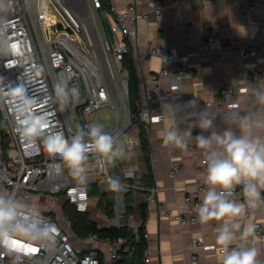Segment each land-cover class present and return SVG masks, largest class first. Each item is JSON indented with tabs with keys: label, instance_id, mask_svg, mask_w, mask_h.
<instances>
[{
	"label": "built area",
	"instance_id": "obj_1",
	"mask_svg": "<svg viewBox=\"0 0 264 264\" xmlns=\"http://www.w3.org/2000/svg\"><path fill=\"white\" fill-rule=\"evenodd\" d=\"M239 3L241 12L250 20L257 21V9L264 5V0H239ZM4 4L9 6L8 0H4ZM168 8L167 0H154L145 10L135 1L125 10H120L115 0H12L11 9L6 14L0 13V17L7 21L0 38V194L12 196L33 215L37 213L44 222L57 228L53 247L40 248L19 260L0 249V264H13L14 261L16 264H115L124 257L134 256L135 246L126 236L99 238L90 234L73 238V223L64 206L69 203L78 212H89L92 197L89 188L67 174L63 162L59 157L50 156L42 142L30 145L21 140L16 131L15 108L10 95L13 88L24 84L28 95L36 99L38 111L48 117L52 129L62 131L69 141L77 128L84 127L87 131L86 126L90 124L103 125L104 131L118 138V143L128 139L138 126L130 102V72L124 59L131 50V43L138 37L139 24L151 17L164 19ZM260 25L264 35V23ZM187 28L190 29L191 25ZM220 44V35L209 33L195 52L185 56L175 47L148 46V54L159 57L164 64H181L174 73L179 82L173 84L171 90H164L159 85L161 77L172 73L165 67L152 73L151 79L158 85L137 101L138 117L146 122L147 128L165 118L163 113L156 114L150 106L154 101L168 98L176 102L175 107L180 114L187 112L189 108L183 105L190 99L182 92L180 80L184 75L193 74L195 69L186 61L190 57L201 56L207 48L218 51ZM260 53L264 54V40L260 43L253 41L243 49V59L253 64L247 83L219 87L215 97L206 101L210 118L226 116L232 120L237 115L252 117L250 107L241 103L239 95L263 94L250 85L252 80L262 76L258 66ZM56 83H66L69 89H79V99L71 102L64 111L59 110L56 101ZM101 112L110 116L100 118ZM89 159L103 161L95 154H90ZM200 164L206 167L203 150L200 152ZM181 166L179 160L174 162L173 177ZM137 170L132 167L126 175L134 178ZM122 185L124 189L129 187L128 184ZM207 189L205 183L197 184L179 203L176 210L181 225L199 222L198 208ZM159 190L153 185L146 193V200L153 201ZM36 197L46 198L52 206L31 203ZM226 198L243 202L242 188L237 187ZM122 203L125 204L124 199ZM256 209L264 212V206ZM254 211L249 209L245 216ZM124 212V206L117 203V215L112 225L121 224ZM162 212L167 216L173 215V210L165 207ZM254 224L256 233L249 243L256 247L264 246V217L257 218ZM193 246L215 248L200 239H195ZM219 250L222 253L221 247ZM143 259L145 263L151 261L147 249ZM192 261L198 263L197 255H193Z\"/></svg>",
	"mask_w": 264,
	"mask_h": 264
},
{
	"label": "crops",
	"instance_id": "obj_2",
	"mask_svg": "<svg viewBox=\"0 0 264 264\" xmlns=\"http://www.w3.org/2000/svg\"><path fill=\"white\" fill-rule=\"evenodd\" d=\"M134 1L141 9L145 10L154 0H115V3L120 10H125ZM167 1L169 8L165 18L151 17L142 21L138 27V37L131 43L130 52L135 60L141 98H144L146 91L154 89L158 85L151 79L152 73L165 67L172 73L161 77L160 87L164 90H171L173 84L179 82L174 73L181 63L164 64L159 57H152L148 54L149 45L161 44L175 47L181 55L185 56L195 52L209 33L219 34L221 44L218 51L207 48L201 56H193L186 61L187 65L195 69V72L182 77L180 80L181 90L188 99L198 101L197 108H189L186 113L180 114L176 110V102L168 98H162L150 104L156 114L163 113L165 117L162 121L153 122L148 128L154 174L153 185L158 186L160 190L153 201L146 200V193L151 187L147 186L145 182L146 166L143 161L139 128L134 132V135L117 144V147L123 148L124 155L112 162H107V166L103 161L98 162V159H89L85 165L87 168L86 178L79 183L87 184V186L89 183L100 185L103 180L107 182L105 172L110 174V171L119 178L121 185H126L124 178L128 181L136 179L137 185H128L129 187H127L128 190L133 191L134 199L129 204L130 209L134 208V214L130 216L127 214V216L129 217L128 224L134 229L139 228L142 223L139 206L144 201L148 202L147 253L151 257V261L145 263L143 259V264H194L193 255L198 257L197 264H221L222 253L219 250L221 246L217 244L216 237L219 230L225 225V221L181 225L176 208L190 190L197 184L204 183L206 167L200 164L201 149L195 142V136L197 134L207 136L210 131L222 134L226 128H232L238 134L236 125L226 116L213 117V127L208 131L201 132L198 127L193 125L199 118V112L206 109V101L215 97L219 87L225 84L247 83L248 72L253 64L243 59L242 52L253 41L260 43L264 40L260 28V24L264 23V5H260L257 9V21H252L241 12L239 0H207V4H205V0ZM108 25H110L109 21ZM188 25H191L190 29L187 28ZM258 66L262 76L252 80L250 85L258 88L264 94L263 53L258 56ZM259 96L256 93L239 95L241 103L250 107L254 119L264 116V104L260 103ZM174 123L177 126L175 130L188 144L187 150L177 149L172 145L166 146L163 143L164 130L172 127ZM188 131L191 132V136L185 135ZM217 151L222 152V149ZM177 160L182 166L178 174L173 177L171 170ZM130 167L138 169L135 177L126 175L123 178L122 173H125ZM65 171L70 175L66 168ZM99 185L97 187L100 189ZM262 191L263 189H261V194ZM100 192H102L101 189ZM163 207L173 210V215H165L162 212ZM124 209V217H126L128 209L126 204ZM263 217L264 212L255 209L250 216L228 220L227 223L230 228L233 223H239L240 231H242L244 226L254 224L257 218ZM105 226H109V224ZM233 231L236 236L233 246L250 245L249 240L241 241L239 239L240 231L235 229ZM195 239H200L207 245H214L215 248H195L193 246ZM257 248L260 250L258 264H264V246L258 245Z\"/></svg>",
	"mask_w": 264,
	"mask_h": 264
},
{
	"label": "clouds",
	"instance_id": "obj_3",
	"mask_svg": "<svg viewBox=\"0 0 264 264\" xmlns=\"http://www.w3.org/2000/svg\"><path fill=\"white\" fill-rule=\"evenodd\" d=\"M8 5L5 6L4 0H0V13L6 14L11 9L12 0H8ZM6 25V19L0 17V38ZM54 93L60 111H64L80 96L78 88L69 89L66 83L54 84ZM10 99L15 108L16 131L21 140L30 145L42 142L44 150L50 156L59 157L78 182L86 178L85 165L90 154L97 155L105 162H112L124 155L123 148L117 147L118 138L104 131L103 125H87V131L79 127L70 141L62 131L53 130L48 117L38 111L36 99L28 95L24 84L12 89ZM259 100L264 104V94H260ZM183 106L195 109L198 101L192 99ZM172 111L174 116V109ZM198 116L194 127L201 132L212 129L213 118L209 117L207 109L199 112ZM231 122L236 125L238 134L232 128H226L222 134L210 131L207 136H195V142L205 156L204 183L208 186L198 208V219L201 224L225 221L216 237L222 249L221 264H258L260 250L254 243L233 246L236 239L233 229L240 231L241 225L233 223L230 228L227 221L243 218L249 209L264 206V197L261 196V189H264V116L254 119L248 115H237ZM176 128L174 123L164 130L163 143L187 150L188 144ZM185 135L191 136V132ZM216 149H222V152ZM107 186L112 191L122 190L117 177L109 176ZM237 187L242 188L243 202L226 198ZM255 233L256 225L248 224L240 231L239 239L248 241ZM56 234L55 225L44 222L37 213L33 215L29 208L12 196L0 194V249L4 252L19 260L21 256L32 254L33 249L37 252L40 248L53 247Z\"/></svg>",
	"mask_w": 264,
	"mask_h": 264
},
{
	"label": "trees",
	"instance_id": "obj_4",
	"mask_svg": "<svg viewBox=\"0 0 264 264\" xmlns=\"http://www.w3.org/2000/svg\"><path fill=\"white\" fill-rule=\"evenodd\" d=\"M125 66L129 69L130 72V102L132 110L137 117V126L140 132L141 146L143 149V161L146 166V173L144 174L146 185L152 187L153 185V168L151 161V151H150V142H149V129L146 127V122L138 117V110L136 107L137 101L141 99L138 86V74L135 66V60L131 52H129L124 59ZM89 191L91 195H97L100 192V189L95 183L88 184ZM130 196V192L127 193ZM264 197V189L261 194ZM104 194L99 200L100 205L104 207L107 215L113 211V203L108 201L105 203ZM133 197H129L128 209H130L129 204L133 202ZM142 223L139 228L134 229L128 223H121L120 225L109 226L100 225L99 222L93 219L88 212L81 213L76 211V209L69 203H65L64 210L71 218L73 226V233L80 237H87L90 234H94L99 238H116L119 236H126L132 245L135 246V254L131 258H123L121 261L116 262L115 264H143V257L147 249V233H146V222L148 218V202L144 201L139 206ZM110 216V215H109Z\"/></svg>",
	"mask_w": 264,
	"mask_h": 264
},
{
	"label": "rangeland",
	"instance_id": "obj_5",
	"mask_svg": "<svg viewBox=\"0 0 264 264\" xmlns=\"http://www.w3.org/2000/svg\"><path fill=\"white\" fill-rule=\"evenodd\" d=\"M106 116H110V114L106 113V112H101L99 114L100 118H103V117H106ZM129 169H131V167ZM128 170H126V171H128ZM113 173L114 172H111V171H110V174L105 172V174H106L105 177L106 178H108L109 176L115 177V175H113ZM122 175H123V178L126 177V172L122 173ZM124 180H126V181H124L125 184L137 185V183H135L136 179L135 180L132 179V181H128L127 179L124 178ZM104 181H106V180H103L102 184H100V185L96 183L97 185L100 186V189L102 190V192L97 194V195H95V196L92 195V197H91V210L88 213L90 214V216L93 219L97 220L100 225H106V224L110 225V224H113L112 222L116 218V215H117V213H116V204L120 203L123 206H125V204H126V206H127L128 203H129V197H133V191L132 190H128V189H124L123 187H122V190L119 191V192L112 191V190H110L108 188L107 182H104ZM130 189H133V188H130ZM129 192H130V196H129V194H127ZM102 193L104 194L103 199H104L105 203H107L108 201H111L113 203V205H112L113 211L110 214H108V215H107L106 210L104 209V207H102V205H100V203H99V200L102 197ZM123 199H124L125 204L122 203ZM30 202L34 203V204H37V203L40 202L44 207H51L52 206V203L49 200H47L46 198H44V197H36L33 200H31ZM127 214H128V216L134 214V208L126 210V217L121 218V223H123V222L128 223L129 217L127 216ZM72 236H73V238H75L76 234L73 233Z\"/></svg>",
	"mask_w": 264,
	"mask_h": 264
},
{
	"label": "snow or ice",
	"instance_id": "obj_6",
	"mask_svg": "<svg viewBox=\"0 0 264 264\" xmlns=\"http://www.w3.org/2000/svg\"><path fill=\"white\" fill-rule=\"evenodd\" d=\"M32 251H33V253H35L36 252V249H33Z\"/></svg>",
	"mask_w": 264,
	"mask_h": 264
}]
</instances>
